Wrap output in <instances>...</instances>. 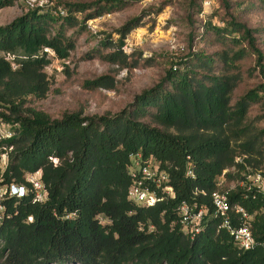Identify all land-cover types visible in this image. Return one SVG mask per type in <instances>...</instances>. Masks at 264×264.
<instances>
[{"label":"trees","instance_id":"obj_1","mask_svg":"<svg viewBox=\"0 0 264 264\" xmlns=\"http://www.w3.org/2000/svg\"><path fill=\"white\" fill-rule=\"evenodd\" d=\"M13 2L0 0V9ZM120 3L96 0L93 13L83 19L78 14L87 5L82 3L62 9V15L37 7L0 26V120L13 127V135L3 141L13 149L0 185L26 184L25 175L39 170L47 191L42 203L31 192L1 201L0 264H264V194L248 189L244 176H234L264 171V166L252 170L264 161V123L259 125L264 82L237 92L246 75L257 71L264 77V28H250L231 12L223 27L204 23V33L192 38L200 43L209 39L218 49L182 56L114 114L78 111L52 118L26 106L28 96L42 98L47 90L44 49L66 58L84 22ZM255 4L264 13V0ZM137 25L126 22L117 44L109 43L112 50L101 58L134 67L122 46ZM4 53L15 55V66ZM87 86L114 87L106 75ZM233 143L246 155L241 162L235 161ZM138 153L169 175L171 194L152 206L128 198L131 156ZM224 170L223 177L239 179L233 188L221 190L230 204L251 216L256 240L251 250L238 249L210 216L191 236L180 223L182 201L212 212L211 193ZM234 224H240L237 217Z\"/></svg>","mask_w":264,"mask_h":264},{"label":"rangeland","instance_id":"obj_2","mask_svg":"<svg viewBox=\"0 0 264 264\" xmlns=\"http://www.w3.org/2000/svg\"><path fill=\"white\" fill-rule=\"evenodd\" d=\"M94 1L14 0L12 5L0 9V26L11 23L30 9L39 7L56 13L58 9H69L68 6L75 3L87 5L84 6L85 12L78 14L83 19L85 14L93 13ZM256 1L227 0L229 7L225 8L223 0H121L111 12L84 22L85 30L74 35L75 48L69 51L66 58L58 59L53 52L47 54L43 67L47 82L45 96H28L26 106L41 110L52 118L78 111L84 116L114 114L132 103L135 96L156 84L169 68L176 67L174 63L182 56L199 50L211 53L218 49L217 45L209 43V39L200 43L197 38H192L204 33V23L223 27V20L231 12L246 26L263 29L264 13L256 7ZM128 21L138 25L123 38L122 49L129 56V61L136 65L122 68L105 61L100 55L112 50L109 43L117 44L121 35L119 29ZM252 59L248 63L250 68L254 65V57ZM105 75L111 80L113 88L87 86V81ZM263 82L264 77L255 71L251 76H245L237 92ZM256 112L253 110L251 116ZM263 123L264 120L259 125ZM3 130L13 133V127L6 122ZM233 147L237 156L242 159L246 156L240 151L238 143H233ZM260 160L255 157V161ZM251 161V165L255 164L254 160ZM262 166L264 161L252 170ZM249 174L236 172L234 176L248 178ZM236 177L224 176L222 187L233 188L239 181ZM185 231L187 235L191 234L190 229Z\"/></svg>","mask_w":264,"mask_h":264},{"label":"built area","instance_id":"obj_3","mask_svg":"<svg viewBox=\"0 0 264 264\" xmlns=\"http://www.w3.org/2000/svg\"><path fill=\"white\" fill-rule=\"evenodd\" d=\"M33 7V5H31ZM59 14H64L62 9H58ZM47 53H52L48 49H44ZM6 60L10 61L15 66V55L4 53ZM4 122L0 120V172H2L8 164L9 155L13 147L7 145L3 141L10 138L13 133L3 130ZM236 162H241L240 156L235 157ZM55 163L56 160L53 159ZM217 179L215 189L211 193V205L212 212L208 215V211L203 206H196V203H190L188 201H182L178 204V215L180 223L184 232L188 228L190 229V235L198 232L203 223L206 221V216L214 218L218 223L217 227L226 230L232 238L234 244L238 249L242 251L251 250L256 245V240L251 231L250 215H248L245 209L238 204H230L227 199L226 191H222L223 174ZM188 174L191 171L188 170ZM130 177V186L128 188V198L136 204L143 206H152L156 202L161 201L165 196L171 194L170 187L168 185L169 175L168 173L159 168L158 165L152 164L149 160H142L141 155L138 153L131 156V165L128 170ZM247 179L248 189H255L259 193L264 194V171H256L250 173ZM26 184H4L0 185V223L3 215L2 200L5 197H22L28 192H31L32 198L37 203L44 202L47 191L40 179V171L33 173H27L25 175ZM202 192V191H201ZM197 190L194 191L196 195ZM203 193V192H202ZM264 212V206L261 209ZM239 219L240 224L235 225V219ZM31 217H28V221ZM264 247V245H263Z\"/></svg>","mask_w":264,"mask_h":264}]
</instances>
